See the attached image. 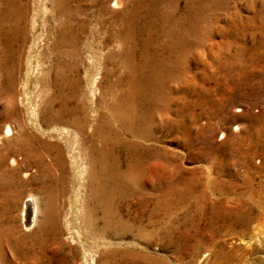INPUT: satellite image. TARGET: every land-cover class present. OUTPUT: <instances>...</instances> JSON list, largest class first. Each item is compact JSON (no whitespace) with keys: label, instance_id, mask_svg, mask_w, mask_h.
I'll use <instances>...</instances> for the list:
<instances>
[{"label":"bare ground","instance_id":"bare-ground-1","mask_svg":"<svg viewBox=\"0 0 264 264\" xmlns=\"http://www.w3.org/2000/svg\"><path fill=\"white\" fill-rule=\"evenodd\" d=\"M41 1L0 0V110L4 113L0 135H5L0 141V188L10 187L17 181L2 164L4 158L8 162L13 161L6 153L15 152L19 160L32 165L39 176L37 193L34 200L27 195L20 197L18 216L23 224L30 221L34 213L35 227L28 233V239L52 246L59 240V228L66 232L65 228L70 227L68 222L72 217L75 223L86 231L89 228H98V231L104 233L117 234L124 226L115 204L124 196L134 197L136 210L143 201L147 204V212L156 205L155 191L148 190L142 195L138 181L134 178L136 165L142 162L143 158L155 154V151L153 148H140L137 141L130 137H145L143 135H147V120L153 112L164 108L162 100L167 95H164L162 81L179 75L176 72H180L183 67L182 52L188 49L190 44H194L187 36L198 31L197 21L201 19V9L205 4L212 3L210 0H184L180 11L174 16H169L173 7V0H169V4L163 5V8H159L160 12L156 13L161 24H154L153 18H148L143 24L145 27H142L139 23L132 22L136 16L135 0H129L127 6H124V0H92L96 10L109 12L111 16L101 27L100 39L91 49L88 48L96 53L98 49H103L100 55H105L107 62L111 60L115 66H121L122 74L119 86L114 87L107 82L106 85H101L92 104L80 110L79 104L76 106L77 104L72 102V52L81 24L76 22L72 26V4L67 3L69 0H44L46 8ZM148 1V9L151 11L152 0ZM103 2L114 8L106 7ZM33 13L40 17V24L38 28L31 30ZM185 15L192 18L190 23ZM180 18L185 22L179 21ZM150 30L159 32L160 37H156ZM135 32H141L143 36L136 52L133 53L132 33ZM152 36L153 44L150 50L146 51L144 46ZM110 43L117 47L106 49ZM121 44L119 49L118 45ZM61 56L63 61L60 60ZM14 70L17 71L15 76ZM113 77L117 80L116 74H113ZM28 79L33 82L29 98H26L23 95V84ZM107 85L111 86L112 90L110 87L105 90L103 86ZM102 94L106 98L103 99ZM33 110L37 111L36 115L30 114ZM171 123H178V119ZM261 126L264 127L262 124ZM260 134L246 131L243 141L259 140L262 146L264 133ZM59 138L61 142L58 141ZM235 140L230 141L237 142ZM9 145L12 146L11 149ZM117 145L123 152L120 162L113 150V146ZM252 152L255 156V167L264 169V151L239 149L235 144L224 150L225 162H238L241 157ZM260 174L261 177L253 182L254 187L258 188L254 190L256 193L253 206L246 200L251 187L244 172L239 173L242 193H239L240 190L233 191L234 181L221 182L210 178L199 182L200 187L203 186L201 189L195 186L196 182L190 176L185 180L176 178V183L166 181L168 183L158 194L160 199L163 196L172 200L189 198L190 210L200 208L206 212L204 227L214 225L216 220L221 221L225 227L233 223L243 226L248 216L259 219L264 214V171ZM63 180L68 181L67 189L61 185ZM204 186L206 190L207 187L214 186L217 192L222 193L221 200L226 199L230 203L225 206L223 203L215 204L214 198L209 200L210 203L214 201L213 205L209 203L210 206L200 202L199 199H205V192L202 191ZM62 194H67L62 197L66 200L65 206L71 205L70 209L66 207L67 210H60L61 206L57 201ZM72 204L76 209H72ZM64 211L68 215L67 218L63 215ZM11 229L8 223L0 222V243L21 257V253L16 249L19 243L18 234ZM99 243L103 247L98 253L104 264H121L123 256L135 253L133 249L118 247L112 241L102 240ZM139 256L148 259L151 264H163L156 256L149 258L141 252Z\"/></svg>","mask_w":264,"mask_h":264},{"label":"rangeland","instance_id":"rangeland-1","mask_svg":"<svg viewBox=\"0 0 264 264\" xmlns=\"http://www.w3.org/2000/svg\"><path fill=\"white\" fill-rule=\"evenodd\" d=\"M43 1L41 4L46 8V2ZM128 1H123L124 6H127ZM135 1L134 12L137 18L135 16L132 22H137L142 27H145L143 24L148 18H153L154 24L159 22L160 25L161 20L156 13L160 12L159 8L170 2L152 0L150 11L148 0ZM183 2L184 0H173L169 16L178 13ZM210 2L211 5L205 4L201 9V19L197 21L198 31L187 36L194 44H190L188 49L182 52L183 67L180 72H176L179 75L162 81L164 95H167L162 100L164 108L153 112L149 119L147 116V135H143L145 137H130L137 141L140 148H153L155 151V154L143 158V161L136 165L134 175L142 195L148 190L155 191L153 194L156 205L153 209L147 212V204L143 201L136 210L134 197L124 196L115 204L124 226L117 234L104 233L98 231V228H89L87 232L85 228H80L72 217L68 222L70 227L65 228L66 232L59 228L57 243L52 246L35 243L30 241L27 235L35 227L33 225L36 215L33 213V218L22 224L17 208L22 196L27 195L34 200L39 176L32 165L19 160L15 152L6 153L13 161L8 162L4 158L2 164L17 181H14L11 188H0V222L8 223L11 230L18 234L19 243L16 249L21 253V257L1 242L0 264H104L98 253L103 247L99 243L102 240L112 241L118 247L133 249L135 253L123 256L121 264H151L148 259L139 256L140 252L149 258H160L163 264H264V214L259 219L248 216L243 226L233 223L225 227L221 221L216 220L214 225L204 227L206 212L200 208L190 210L189 198L172 200L163 196L160 199L158 194L169 181L176 183L178 179L185 180L190 176L196 182V187H200L199 182L206 178L218 179L221 182L234 181L233 191L240 190L239 193H242L239 173L244 172L251 187L246 200L253 206L256 193L254 190L258 189L254 187L253 182L261 177L260 173L264 171L262 167H255L253 152L243 156L244 159L241 157L238 162H225L224 157V150L233 144L239 149L264 151V144L261 146L259 140L243 141L246 131L264 133V127L261 126L264 125V0ZM67 3L72 4V26L76 22L81 24L72 52V102L77 104L76 106L79 104L78 109L82 110L92 104L101 85H120L122 68L115 66L111 60L107 62L105 55V58L100 55L103 49H98V53L90 50L100 39L101 27L111 13L96 10L92 0H69ZM104 5L114 8L106 2ZM185 16L190 23V15ZM38 18L40 17L37 13L32 14L31 30L38 28ZM178 20L185 22L182 18ZM150 31L160 37L159 32ZM142 36L141 32L132 33L133 53L136 52ZM153 38L152 36L146 41V51L150 50ZM118 46L120 49L122 44ZM116 47L117 45L110 43L106 49ZM62 58L61 56L60 60L63 61ZM16 74L17 71L14 70L13 75ZM113 74L117 75V80ZM32 82L28 79L23 84V95L26 98H29ZM111 86L103 87L108 90ZM104 96L102 94L103 99L106 98ZM11 100L13 102L14 98ZM34 113L36 115L37 111L33 110L30 114ZM2 118L4 113L0 110V124ZM177 119L178 123H171ZM4 136L0 135V141ZM233 139L237 142L231 143L230 140ZM58 141L61 142L60 138ZM9 146L11 149L12 146ZM113 150L120 162L121 156L123 157L122 149L117 145L113 146ZM61 185L67 189L68 181H61ZM15 191L17 193H14ZM202 191L205 192V199L199 201L204 204L209 205L211 198L216 199L215 204L223 203L225 206L230 203L226 199L221 200L222 193L217 192L214 186L207 187V190L204 186ZM66 195L62 194L58 198L60 210L71 208L70 204L65 206L66 200L64 201L62 196ZM210 204L213 205L214 201ZM73 206L72 204V209H76ZM250 212L252 213V209ZM65 213L63 215L67 218Z\"/></svg>","mask_w":264,"mask_h":264}]
</instances>
